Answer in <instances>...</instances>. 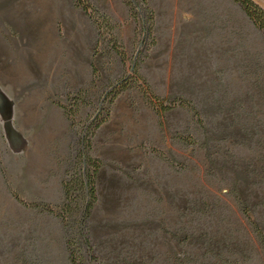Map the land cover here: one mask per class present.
<instances>
[{"label":"rangeland","instance_id":"374dc122","mask_svg":"<svg viewBox=\"0 0 264 264\" xmlns=\"http://www.w3.org/2000/svg\"><path fill=\"white\" fill-rule=\"evenodd\" d=\"M81 2L0 0V264H68L61 220L22 200L62 203L80 133L134 60L170 107L138 78L95 130L99 264H264L261 31L234 0H147L144 37L124 0Z\"/></svg>","mask_w":264,"mask_h":264},{"label":"trees","instance_id":"16d2710c","mask_svg":"<svg viewBox=\"0 0 264 264\" xmlns=\"http://www.w3.org/2000/svg\"><path fill=\"white\" fill-rule=\"evenodd\" d=\"M81 5L85 12L89 13L90 5L81 4V0H75ZM244 10L246 15L257 27L264 38V8L254 0H234ZM129 7L130 12L139 15L142 20L143 37L151 36L154 22V12L150 8L147 0H124ZM91 17V14H89ZM99 24V23H98ZM98 25V33L99 31ZM138 64L133 62L131 65L132 75L127 74L114 82L104 93L102 102L108 100L107 106H101L98 111L88 120L79 136V147L76 151L75 160L71 165L72 172L66 171L67 176L62 180L64 200L61 204L53 207L43 202H25L22 203L38 208L40 211H46L58 217L64 228V239L68 254V264H99L98 255L91 240L88 221L93 207L97 201L96 178L101 167L99 158L92 156V137L98 126L107 118L109 114L110 103L123 90L132 86L138 78H141L146 84V90L142 86L138 87L143 91L147 103L159 112V107L166 110L170 106L159 104L154 99H159L156 95L149 96V84L144 77L138 74ZM153 97V98H152ZM254 232L264 249V232L254 224Z\"/></svg>","mask_w":264,"mask_h":264},{"label":"crops","instance_id":"0c3cea01","mask_svg":"<svg viewBox=\"0 0 264 264\" xmlns=\"http://www.w3.org/2000/svg\"><path fill=\"white\" fill-rule=\"evenodd\" d=\"M26 1H28L29 3H30V2H32V3H33V2H34V3H37V2H43V3H44V2H46V1H47V2H50V1L53 2V0H26ZM55 1H56V0H54V2H55ZM57 1H59V0H57ZM29 6L31 7V4H29ZM30 9H31V8H30Z\"/></svg>","mask_w":264,"mask_h":264}]
</instances>
